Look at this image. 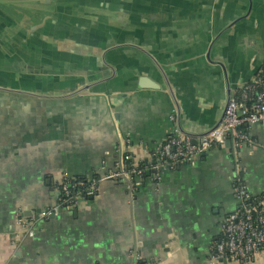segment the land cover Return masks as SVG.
<instances>
[{
	"label": "crops",
	"instance_id": "obj_1",
	"mask_svg": "<svg viewBox=\"0 0 264 264\" xmlns=\"http://www.w3.org/2000/svg\"><path fill=\"white\" fill-rule=\"evenodd\" d=\"M120 2L128 12L112 20L105 46L134 43L152 54L176 90L187 130L213 125L223 111L227 84L236 86L264 66V0ZM4 10L0 6V48L7 46L16 62L11 68L0 63V69L75 76H88L92 69L101 77L110 74L111 64L117 72L98 92L63 100L31 97L41 106L32 118L25 108L30 96L0 92V264H135L136 255L143 264H241L217 262L211 252L238 205L230 141L194 164L163 170L159 181L152 179L154 169L138 177L135 187L104 179L95 196L42 214L60 202L65 176L114 170L122 143L136 162L150 160L177 128L176 110L162 74L142 51H112L107 65L100 52L75 40L48 33L30 38ZM36 55L44 56L42 66H36ZM144 75L160 88H137ZM248 133L255 145H244L238 156L248 191L260 195L264 122ZM22 216L29 222L26 230L17 223ZM249 264H264V248Z\"/></svg>",
	"mask_w": 264,
	"mask_h": 264
},
{
	"label": "built area",
	"instance_id": "obj_2",
	"mask_svg": "<svg viewBox=\"0 0 264 264\" xmlns=\"http://www.w3.org/2000/svg\"><path fill=\"white\" fill-rule=\"evenodd\" d=\"M264 122V66L246 83L240 85L235 97L228 104L223 122L212 132L197 138L181 134L177 128L168 133L161 143L149 154L145 165L134 160L128 164L127 146L124 143L118 149L120 158L116 168L104 175H92L83 179L65 176L59 187L60 202L53 208L45 210V216L57 214L63 205L76 204L81 196H95L98 184L104 179H123L132 187L133 174L143 176L154 169L152 179L161 180L162 171L175 169L184 164H194L211 149L231 142L235 163L233 190L238 199L237 208L229 213L222 225V233L211 245L212 258L217 261L251 263L264 248V192L252 195L244 182V167L240 163L239 150L244 145H255L248 129ZM125 139V144L129 143ZM22 230L28 228L29 222L24 216L17 220ZM140 261L139 255L135 256ZM136 262L135 264H138Z\"/></svg>",
	"mask_w": 264,
	"mask_h": 264
},
{
	"label": "water",
	"instance_id": "obj_3",
	"mask_svg": "<svg viewBox=\"0 0 264 264\" xmlns=\"http://www.w3.org/2000/svg\"><path fill=\"white\" fill-rule=\"evenodd\" d=\"M41 2L52 5L53 8L37 11L35 9H24L25 17H20L21 22L29 24L26 33L30 38L40 40L42 34L48 33L59 36L63 40H75L100 52L103 63L107 65L106 57L112 51L125 47L142 51L152 59L163 76L165 87L175 105L178 131L183 135L193 137L195 141L197 138L212 132L223 122L227 106L235 97L237 88L248 82L263 67H259L249 79L240 81L236 86L227 84L228 89L223 111L213 125L199 132L187 130L182 126V108L176 90L168 79L166 71L153 58L152 54L134 43L115 42L110 46H105L110 40L107 34L113 30L112 20L116 18L118 20L121 13L128 12L123 2H120V0H42ZM218 37L216 36V39ZM214 41L208 51L207 57L209 59ZM66 57L69 59L67 54ZM109 67L111 69L110 74L101 77H96L92 73V69L86 70L88 76L0 69V92L51 100L78 97L83 93L104 90L107 84L115 79L117 72L113 65L109 64ZM137 80V88H160V85L150 76L144 75ZM25 214L30 215L32 212L27 211Z\"/></svg>",
	"mask_w": 264,
	"mask_h": 264
},
{
	"label": "flooded vegetation",
	"instance_id": "obj_4",
	"mask_svg": "<svg viewBox=\"0 0 264 264\" xmlns=\"http://www.w3.org/2000/svg\"><path fill=\"white\" fill-rule=\"evenodd\" d=\"M41 1L42 0H0V6L1 8H4L5 10L7 9L10 10L12 14L10 15V17L12 18V20L16 24H19L20 26H22L24 29L27 30V27L29 24L26 22H21L20 17L24 16V9H35L37 11L39 9L42 10V9H47L50 7L47 3H42ZM2 46H3L2 47L3 49L0 48V63L2 66H5V67L7 66L11 68L13 66V62H16V61H13L11 60L10 57H8L10 55L7 53V46L5 45H2ZM35 57H37V55ZM43 59H44V56L39 55L36 58V60L38 61V64H36V66L38 65L42 66L41 63H43ZM14 66H16L17 68H24V66H20L19 64L18 65L15 64ZM40 66L37 67L38 70H42V71L46 70V69L45 70L42 69Z\"/></svg>",
	"mask_w": 264,
	"mask_h": 264
},
{
	"label": "rangeland",
	"instance_id": "obj_5",
	"mask_svg": "<svg viewBox=\"0 0 264 264\" xmlns=\"http://www.w3.org/2000/svg\"><path fill=\"white\" fill-rule=\"evenodd\" d=\"M27 98H28V99H26L27 107H25V108L28 109V113H29L28 115L30 118H32V116H34L36 114V112H38L41 108L40 103H39L40 101H38V100L36 101L35 99H33L31 97H27ZM20 99H22V98H18L17 100L20 101ZM23 101H25V100L23 99ZM25 108L22 111L24 113V115L27 114V111H24ZM3 113H4V109L2 107V104H0V117L3 116ZM16 119H19V117H16Z\"/></svg>",
	"mask_w": 264,
	"mask_h": 264
},
{
	"label": "trees",
	"instance_id": "obj_6",
	"mask_svg": "<svg viewBox=\"0 0 264 264\" xmlns=\"http://www.w3.org/2000/svg\"><path fill=\"white\" fill-rule=\"evenodd\" d=\"M126 154L129 156L128 164H133L135 158H134V157L131 155V153H129V152H126ZM146 162H147V161L139 162V165H141V166H142V165H145ZM96 176H98V174H96ZM138 177H139V176H137L136 174H133V181L136 182L137 179H138ZM85 178H87V177H85V176H81V177H77L76 179H83V180H84ZM60 197H61V196H60ZM138 264H143V261L140 260V261L138 262Z\"/></svg>",
	"mask_w": 264,
	"mask_h": 264
}]
</instances>
